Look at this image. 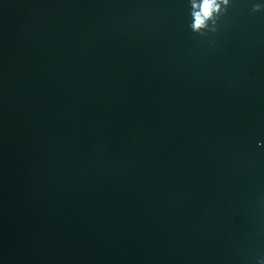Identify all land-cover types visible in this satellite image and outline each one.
Wrapping results in <instances>:
<instances>
[{"label": "water", "instance_id": "95a60500", "mask_svg": "<svg viewBox=\"0 0 264 264\" xmlns=\"http://www.w3.org/2000/svg\"><path fill=\"white\" fill-rule=\"evenodd\" d=\"M253 2L0 0V264H259Z\"/></svg>", "mask_w": 264, "mask_h": 264}, {"label": "clouds", "instance_id": "9594fccd", "mask_svg": "<svg viewBox=\"0 0 264 264\" xmlns=\"http://www.w3.org/2000/svg\"><path fill=\"white\" fill-rule=\"evenodd\" d=\"M190 6L188 27L193 33L205 35L217 30V22L220 17L231 7L232 0H188ZM264 10V0H255L252 3V11ZM258 146H264V141H258ZM259 264H264V257Z\"/></svg>", "mask_w": 264, "mask_h": 264}]
</instances>
